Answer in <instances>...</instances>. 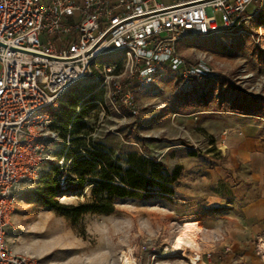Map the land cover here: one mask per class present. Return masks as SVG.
I'll use <instances>...</instances> for the list:
<instances>
[{
  "label": "rangeland",
  "instance_id": "1",
  "mask_svg": "<svg viewBox=\"0 0 264 264\" xmlns=\"http://www.w3.org/2000/svg\"><path fill=\"white\" fill-rule=\"evenodd\" d=\"M259 26H264V4L245 33L178 42L177 54L186 65L205 63L213 70L202 87L164 65L151 85L142 87L133 79V108H127L119 99L130 90L128 80L116 78L123 71V59L109 58L103 62L109 63L111 73L98 66L91 78L71 89L62 103L71 93L80 96L86 87L95 85L98 102L109 110L100 111L90 99L83 101L88 112L71 129V149L102 144L120 163L132 152L160 161L169 172L178 174L174 194L141 201L122 199L110 215L88 213L72 219L30 197L33 186L16 204L7 234L8 248L36 264H122L126 258L132 264L133 258H142L143 264L145 254L171 253L168 249L175 238L188 228L196 234L200 252L185 251L184 262L208 264L195 258L203 255L201 241L215 247L232 231L242 234L241 222L229 229V213L216 209L225 207L227 199L236 200L239 206L248 204L254 198L249 189L259 186L252 175L259 173L258 168L264 170V163L258 159L263 163L259 167L257 161L248 162L239 152L241 148L229 152L226 144L231 135L216 131L234 114L264 125V27L260 35ZM107 75L113 78L107 80ZM111 100L118 111H113ZM206 112L219 113L224 125L216 120L217 115H204ZM59 136L65 137L63 130ZM62 148V144L50 145L53 160L41 173L51 164L64 166L58 157ZM91 187L85 184L74 190L70 186L56 200L62 205L87 204ZM213 199H222V206L210 203ZM236 214L240 219L243 216L242 212ZM166 260L169 264L183 263L176 255Z\"/></svg>",
  "mask_w": 264,
  "mask_h": 264
},
{
  "label": "built area",
  "instance_id": "2",
  "mask_svg": "<svg viewBox=\"0 0 264 264\" xmlns=\"http://www.w3.org/2000/svg\"><path fill=\"white\" fill-rule=\"evenodd\" d=\"M263 4L264 0H0V264H36L8 248L7 234L19 198L53 160L50 145L70 146V125L60 138L54 118L69 89L91 78L98 66L111 73L109 63L103 62L109 58L123 59V71L116 78L128 80L130 90L119 99L127 108L132 107L133 79L142 87L151 85L164 65L202 87L213 70L205 63L186 65L177 54L178 42L245 33ZM262 27L257 29L260 35ZM115 95L111 97L117 100ZM97 104L100 111H109ZM110 105L118 111L114 101ZM69 163L59 160L65 168ZM184 252L145 254L143 264H169L166 259L175 255L181 264H189ZM141 262L133 258V264Z\"/></svg>",
  "mask_w": 264,
  "mask_h": 264
},
{
  "label": "trees",
  "instance_id": "3",
  "mask_svg": "<svg viewBox=\"0 0 264 264\" xmlns=\"http://www.w3.org/2000/svg\"><path fill=\"white\" fill-rule=\"evenodd\" d=\"M94 86L86 87L80 96L74 93L66 96V107L61 108L59 115L54 116L59 131L63 130L64 135L70 125L71 137L73 125L81 122L88 112L82 106L83 101H98L97 94L95 97L85 98L97 89ZM77 107L80 110L76 114ZM70 143H73V140H70ZM58 157H63L65 163L70 161L69 165L65 168L51 164L48 171L40 174L30 197L42 206L72 219L88 213L110 215L114 211V204L122 199L141 201L153 196H173V185L178 179L177 172H169L160 161L134 152L128 153L125 162L120 163L109 155L102 144L83 149H71V146L64 145ZM61 178H64L63 185L60 184ZM85 184L92 186L87 204L62 205L56 200V197L67 192L70 186L79 190Z\"/></svg>",
  "mask_w": 264,
  "mask_h": 264
},
{
  "label": "crops",
  "instance_id": "4",
  "mask_svg": "<svg viewBox=\"0 0 264 264\" xmlns=\"http://www.w3.org/2000/svg\"><path fill=\"white\" fill-rule=\"evenodd\" d=\"M97 91L98 88L85 98L88 96L95 97ZM64 97L60 100L59 111H61V108L66 107L64 102L62 103ZM97 102L93 101L92 103ZM212 114L214 113L206 112L204 115L209 116ZM214 115H217L214 116L216 120H221L222 123L220 124L224 125L225 119L219 113ZM232 116L234 118L228 121L229 123L226 126H221L216 132L228 131L229 136L231 135L226 144L228 151L234 152L237 148L239 150L241 148L243 151L239 152L246 157L248 162L257 161L259 167H262L264 163V125L245 120L251 119L248 116L236 114ZM251 145L253 148L250 147ZM258 159L263 163H259ZM258 169L260 170L259 173L254 172L252 179L259 182V186L249 189L250 196L254 198L248 204H245L246 206H239L235 202L236 200L227 199L223 202L225 207L216 209L229 213V229L234 227L235 223L241 222L242 234L237 235L232 231V233L225 236L224 242L217 244L215 247L201 241L202 254H207L205 258V255H202L201 259L207 260L208 264H264V170L262 168ZM213 201L222 206V199H213L210 203H213ZM211 210L213 211V209ZM238 212L243 213L241 219L236 214ZM223 245L228 246L226 250L222 248Z\"/></svg>",
  "mask_w": 264,
  "mask_h": 264
},
{
  "label": "bare ground",
  "instance_id": "5",
  "mask_svg": "<svg viewBox=\"0 0 264 264\" xmlns=\"http://www.w3.org/2000/svg\"><path fill=\"white\" fill-rule=\"evenodd\" d=\"M171 253H178L179 251H194L195 253L200 252V247L197 242L196 234L190 230L186 229L184 233L176 237L174 243L168 249ZM165 251V250H164ZM122 264H132L128 258H126Z\"/></svg>",
  "mask_w": 264,
  "mask_h": 264
}]
</instances>
